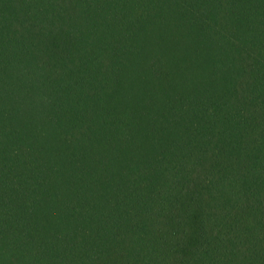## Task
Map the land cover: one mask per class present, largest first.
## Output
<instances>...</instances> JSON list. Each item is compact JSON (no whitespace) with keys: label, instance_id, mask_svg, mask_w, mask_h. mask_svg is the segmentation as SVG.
I'll return each mask as SVG.
<instances>
[{"label":"trees","instance_id":"obj_1","mask_svg":"<svg viewBox=\"0 0 264 264\" xmlns=\"http://www.w3.org/2000/svg\"><path fill=\"white\" fill-rule=\"evenodd\" d=\"M0 264H264V0H0Z\"/></svg>","mask_w":264,"mask_h":264}]
</instances>
